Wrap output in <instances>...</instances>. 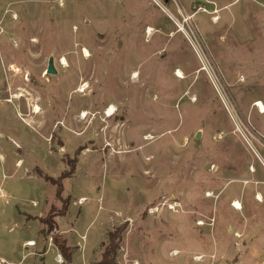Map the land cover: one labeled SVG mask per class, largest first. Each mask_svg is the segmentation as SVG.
Listing matches in <instances>:
<instances>
[{
	"label": "rangeland",
	"instance_id": "374dc122",
	"mask_svg": "<svg viewBox=\"0 0 264 264\" xmlns=\"http://www.w3.org/2000/svg\"><path fill=\"white\" fill-rule=\"evenodd\" d=\"M258 103L264 0H0V264H264Z\"/></svg>",
	"mask_w": 264,
	"mask_h": 264
},
{
	"label": "trees",
	"instance_id": "16d2710c",
	"mask_svg": "<svg viewBox=\"0 0 264 264\" xmlns=\"http://www.w3.org/2000/svg\"><path fill=\"white\" fill-rule=\"evenodd\" d=\"M74 168H72L68 173L61 174L58 178L48 177L43 175L41 171L36 170V174L41 177L45 182L49 183L52 186L56 187V198L62 203V207L60 211L56 212L55 208L52 206L44 218H39L38 222L46 225L49 234L56 230L55 217L64 216L68 209V200L62 199V183L61 181L65 178H69V174L73 173ZM26 219H29L26 217ZM121 241V229H115L107 234V244L105 245L103 252L101 254L100 261L96 264H116V252L119 248V244ZM51 243L58 251L61 256L63 263L61 264H72L71 262V249L67 246V243L64 238L61 237L60 234L56 233L51 236Z\"/></svg>",
	"mask_w": 264,
	"mask_h": 264
},
{
	"label": "crops",
	"instance_id": "0c3cea01",
	"mask_svg": "<svg viewBox=\"0 0 264 264\" xmlns=\"http://www.w3.org/2000/svg\"><path fill=\"white\" fill-rule=\"evenodd\" d=\"M43 139V138H42ZM45 142L47 143V139H45ZM4 165H5V162L3 161V157H2V155L0 154V174H2V177H4V175H3V172L5 171V167H4ZM29 170H32L33 168L32 167H30V168H28ZM36 169H38L39 170V168L36 166ZM39 171H41V170H39ZM42 172V171H41ZM56 179V178H55ZM257 198V197H256ZM23 215H24V219H25V224L26 225H32L33 223H31L30 221H32L33 220V218H35V217H33V215H35L38 219L39 218H42V216L40 215V214H28V213H23ZM26 217H28L29 219H26ZM35 220V219H34ZM27 242H33L34 244L33 245H31V246H33V247H36L37 246V244H36V242L34 241V240H27V241H25L23 244H22V247H28V245L26 246V243ZM31 246H29V247H31Z\"/></svg>",
	"mask_w": 264,
	"mask_h": 264
},
{
	"label": "bare ground",
	"instance_id": "6f19581e",
	"mask_svg": "<svg viewBox=\"0 0 264 264\" xmlns=\"http://www.w3.org/2000/svg\"><path fill=\"white\" fill-rule=\"evenodd\" d=\"M174 20V19H173ZM174 22H175V20H174ZM178 27V26H177ZM178 29L180 30V31H182V29H183V27H178ZM62 64H64V62H62ZM256 107H258L259 109H260V112L261 113H264V108H263V106L261 105V104H256ZM39 112V110H38V108H36L35 109V113H38ZM114 114V111L112 110V109H110V110H108L106 113H105V115H106V117H111L112 115ZM86 117V114H83L82 115V119H84ZM255 154L257 155V158H258V160L263 164V162H262V160H261V157H260V155H259V153L257 152V151H255ZM263 166H264V164H263ZM235 210H241V208H240V206H239V203H237V202H235L234 203V205L232 206ZM29 243V244H28ZM26 245H28V246H31V245H33L34 243L33 242H28ZM201 258H198V257H195L194 258V260H196V261H199Z\"/></svg>",
	"mask_w": 264,
	"mask_h": 264
},
{
	"label": "water",
	"instance_id": "95a60500",
	"mask_svg": "<svg viewBox=\"0 0 264 264\" xmlns=\"http://www.w3.org/2000/svg\"><path fill=\"white\" fill-rule=\"evenodd\" d=\"M56 73H57V72H56V70L54 69V66H53V60H52V58H51L50 61H49V64H48V69H47V71H46V74H48V75H55ZM198 137H199V134H197L195 138H198Z\"/></svg>",
	"mask_w": 264,
	"mask_h": 264
},
{
	"label": "flooded vegetation",
	"instance_id": "af4514ba",
	"mask_svg": "<svg viewBox=\"0 0 264 264\" xmlns=\"http://www.w3.org/2000/svg\"><path fill=\"white\" fill-rule=\"evenodd\" d=\"M51 58H52V57H50V58L48 59V62H47V65H46V70H45V74H44V75H48V74H46V71H47V69H48V64H49V61H50ZM52 60H53V66H54V69L56 70V68H55V61H54V58H52ZM56 72H57V70H56ZM55 75H57V73H56ZM55 75H53V76H55Z\"/></svg>",
	"mask_w": 264,
	"mask_h": 264
},
{
	"label": "built area",
	"instance_id": "2783aa9c",
	"mask_svg": "<svg viewBox=\"0 0 264 264\" xmlns=\"http://www.w3.org/2000/svg\"><path fill=\"white\" fill-rule=\"evenodd\" d=\"M29 244V243H28ZM27 246V245H26ZM29 247V246H28ZM58 262L62 263L61 256H58Z\"/></svg>",
	"mask_w": 264,
	"mask_h": 264
}]
</instances>
